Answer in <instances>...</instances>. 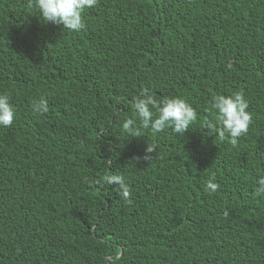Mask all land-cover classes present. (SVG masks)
Here are the masks:
<instances>
[{
    "label": "trees",
    "instance_id": "16d2710c",
    "mask_svg": "<svg viewBox=\"0 0 264 264\" xmlns=\"http://www.w3.org/2000/svg\"><path fill=\"white\" fill-rule=\"evenodd\" d=\"M27 3L0 0V95L15 111L0 126V264H264V0H98L78 32ZM144 91L197 121L129 136ZM239 91L252 122L233 148L204 125L214 96Z\"/></svg>",
    "mask_w": 264,
    "mask_h": 264
},
{
    "label": "clouds",
    "instance_id": "9594fccd",
    "mask_svg": "<svg viewBox=\"0 0 264 264\" xmlns=\"http://www.w3.org/2000/svg\"><path fill=\"white\" fill-rule=\"evenodd\" d=\"M97 2L98 0H28L26 6L32 9L35 4L45 24L62 25L63 30L78 32L85 27L82 19L84 11L95 7ZM248 107L243 91L233 93L228 97L214 96L207 109L213 119L205 123V131L215 136V141L223 142L230 139L232 147L235 148L238 139L247 134L252 122V116L247 111ZM132 108L136 119L126 117L122 121L123 132L131 137H141L140 128H150L154 134L170 128L175 134L184 136L190 126L197 121V112L185 100L180 98L158 100L147 91L135 97ZM32 110L34 113L46 114L49 111L47 101L41 98L39 102H34ZM14 117L15 111L9 102V97L0 95V126L10 127ZM155 152L156 146L149 143L142 159L149 163ZM102 181L109 186H115L118 194L128 204H131V189L123 176L109 173L102 177ZM100 183L101 180L96 181V184ZM219 187L212 180L207 182V190L210 193H215ZM254 196L264 198V178L258 181ZM224 215L227 218L228 213L225 212Z\"/></svg>",
    "mask_w": 264,
    "mask_h": 264
}]
</instances>
